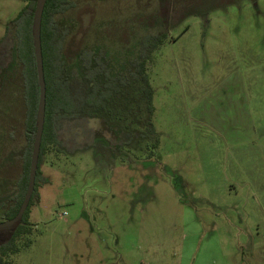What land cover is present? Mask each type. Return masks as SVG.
Listing matches in <instances>:
<instances>
[{
  "label": "rangeland",
  "instance_id": "obj_1",
  "mask_svg": "<svg viewBox=\"0 0 264 264\" xmlns=\"http://www.w3.org/2000/svg\"><path fill=\"white\" fill-rule=\"evenodd\" d=\"M74 1L57 16L68 73L90 49L126 74L145 35H167L148 70L159 145L141 137L131 79L88 122L93 146L44 155L33 241L10 264H264V0ZM23 4L0 0V37ZM24 144L13 62L0 80V222Z\"/></svg>",
  "mask_w": 264,
  "mask_h": 264
},
{
  "label": "trees",
  "instance_id": "obj_2",
  "mask_svg": "<svg viewBox=\"0 0 264 264\" xmlns=\"http://www.w3.org/2000/svg\"><path fill=\"white\" fill-rule=\"evenodd\" d=\"M24 4L5 26L0 37V80L13 62L18 67L24 105V136L22 171L16 180V191L9 198L5 219L14 217L24 198L30 161L36 132V117L39 99V83L32 34L33 17L37 0H20ZM75 6L74 0H46L41 19V47L46 84L44 125L39 150L35 186L28 206L19 224L0 229V264H10V257L29 246L33 239V224L29 220L30 209L38 197L40 164L44 155L65 153L74 148L93 146L98 131L88 127L90 119L107 112L110 103L124 90L130 80L140 82V92L145 100L148 116L142 138H152L153 148L159 145V136L152 125L154 111L153 88L148 70L153 54L167 39L164 33L145 35L142 38L139 56L132 62L126 74L111 75L109 68L93 51L84 49L80 55L83 71L67 72L63 47L68 29L61 28L57 16ZM93 60L95 64L93 65ZM129 143L133 135L127 134Z\"/></svg>",
  "mask_w": 264,
  "mask_h": 264
},
{
  "label": "water",
  "instance_id": "obj_3",
  "mask_svg": "<svg viewBox=\"0 0 264 264\" xmlns=\"http://www.w3.org/2000/svg\"><path fill=\"white\" fill-rule=\"evenodd\" d=\"M45 2L46 0H37L36 7L34 10V17H33L32 34L34 39V51H35L38 83H39V99H38V108H37V117H36L37 127L33 142L28 184L24 198L22 200V203L20 205L17 214L10 219L1 221L0 229L10 228L13 225L19 224L21 222L23 214L28 206V203L31 199L35 186V176H36L39 150H40V144H41V138L43 132L45 100H46V84L44 79L43 55H42V47H41V19H42V13Z\"/></svg>",
  "mask_w": 264,
  "mask_h": 264
},
{
  "label": "built area",
  "instance_id": "obj_4",
  "mask_svg": "<svg viewBox=\"0 0 264 264\" xmlns=\"http://www.w3.org/2000/svg\"><path fill=\"white\" fill-rule=\"evenodd\" d=\"M64 213H66V212H64Z\"/></svg>",
  "mask_w": 264,
  "mask_h": 264
}]
</instances>
